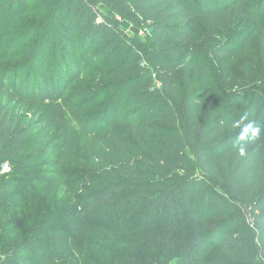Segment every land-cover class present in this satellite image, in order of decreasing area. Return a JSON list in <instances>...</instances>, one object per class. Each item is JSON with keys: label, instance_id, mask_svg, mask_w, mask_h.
<instances>
[{"label": "trees", "instance_id": "1", "mask_svg": "<svg viewBox=\"0 0 264 264\" xmlns=\"http://www.w3.org/2000/svg\"><path fill=\"white\" fill-rule=\"evenodd\" d=\"M255 41L264 0H0V264H264ZM126 96L133 140L62 170Z\"/></svg>", "mask_w": 264, "mask_h": 264}, {"label": "rangeland", "instance_id": "2", "mask_svg": "<svg viewBox=\"0 0 264 264\" xmlns=\"http://www.w3.org/2000/svg\"><path fill=\"white\" fill-rule=\"evenodd\" d=\"M145 25V23L137 25L135 21L127 23V25H124L123 28L128 33H133L138 29V33L139 35H141L143 31H145ZM149 46L150 45H147L145 49H148ZM91 53L92 52H90L89 55H91ZM154 64V62L153 64L143 63L147 72H155ZM233 69L234 72L232 73H240L239 75L244 76V78L246 75H248L252 79L255 77H261V75L264 73V45L260 42L255 41L251 53L247 57L242 58L239 63L235 67H233ZM89 81L94 82L95 79L89 78ZM76 83L77 81L75 82V84ZM244 83L245 82H236L233 88H239L240 85ZM258 84H261V81ZM113 96L114 94H111L110 96H108V99H112ZM128 101L129 96H126L121 104L116 103L115 100L112 102L113 104L110 106V108H108V111H102V113H107L103 118L104 121H112L111 129H109L107 132H97L94 135L85 134L82 132L81 121L76 118H70V121L66 126V132L70 136L71 141L74 143V155L70 156L68 160L65 161V164L61 167L62 170H68L71 172L85 171L87 173L90 169H92L91 172H93L94 162L101 154L109 151L110 147H112L111 141L113 137L121 136L125 139H129L130 141L133 140V138H130L131 131L130 129H128L126 124L122 122L116 124L113 123V121H115V119H117L118 117H121L122 120L125 117H129L128 115L130 110H128ZM256 102H259V104L261 106L263 105L264 107V102L261 101V99H257ZM100 108L101 107L99 104L92 106L91 110L87 113L88 116L95 114L96 111H98ZM90 159H92V161ZM92 162L93 165L91 167H87V164H91Z\"/></svg>", "mask_w": 264, "mask_h": 264}, {"label": "built area", "instance_id": "3", "mask_svg": "<svg viewBox=\"0 0 264 264\" xmlns=\"http://www.w3.org/2000/svg\"><path fill=\"white\" fill-rule=\"evenodd\" d=\"M11 171V165L9 163H4L2 164L1 168H0V173H9Z\"/></svg>", "mask_w": 264, "mask_h": 264}, {"label": "clouds", "instance_id": "4", "mask_svg": "<svg viewBox=\"0 0 264 264\" xmlns=\"http://www.w3.org/2000/svg\"><path fill=\"white\" fill-rule=\"evenodd\" d=\"M246 118V117H245ZM259 134V129H256L255 132H254V135H258ZM243 150H241V155H243Z\"/></svg>", "mask_w": 264, "mask_h": 264}]
</instances>
